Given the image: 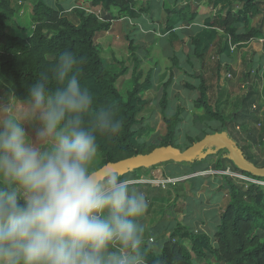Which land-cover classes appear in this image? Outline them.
Wrapping results in <instances>:
<instances>
[{"label":"trees","instance_id":"obj_1","mask_svg":"<svg viewBox=\"0 0 264 264\" xmlns=\"http://www.w3.org/2000/svg\"><path fill=\"white\" fill-rule=\"evenodd\" d=\"M47 1L22 0L31 6V26L26 29L20 27L16 21L21 5L13 6L11 0H0V90L7 91L17 98L24 97L27 89L45 74L49 76L48 86L54 89L58 85L51 79V74L56 59L62 52H71L77 59L75 72L80 83L93 93V108L110 110L120 123L117 135H98L100 168L155 150L167 148L178 150L174 144L178 135L177 126L181 121L180 112L170 114L166 108L167 91L174 75L170 74L164 83L159 101L162 121L166 128L165 135L157 145L146 147L141 142L144 131L139 116L148 105L141 94L152 90V76L147 74L142 82L138 75L135 76L131 89L122 97L116 83L118 78L124 75L125 68L121 67L117 73L109 70L96 44L98 35L110 31L111 22L118 19L112 16L113 14L136 18L143 11L147 12L148 8L143 9L142 5L136 8L139 0H83L76 3L72 9L78 18V24L75 25L67 19L66 10L57 2L58 0L53 1V5ZM168 1L171 6L167 8L162 5L163 8L160 10L164 35L171 43L176 39L182 41L184 36L180 27L200 19L198 6L195 4L199 0ZM202 1L206 3L213 16H205L202 27L188 39L189 53L195 61L202 64L206 55L214 49L220 59L228 58L235 50L247 47L252 41L264 40V17L260 26H253V21L264 15L262 0ZM95 8H100L109 18L101 22L99 17L91 12V9ZM262 50L264 52V42ZM220 62L221 60L218 62L217 70L220 69ZM190 66L193 67V62H190ZM258 71L264 74V68H259ZM196 79L199 81L197 86L185 85L187 91L198 93V98L192 101V105L202 112L200 120L215 123L218 128L205 133L201 138L189 137V145L185 150L178 151L191 149L207 136L222 135L234 144L237 155L251 163L253 158L247 157L246 151L233 140L230 130L236 126L235 122L238 120L259 123L257 115L264 113L262 103L256 107L257 100H252L248 110L235 112L230 120L226 119L218 107L209 103L207 80L202 75ZM254 105L255 108L251 111ZM218 142L222 145L220 142L224 143V139ZM209 152L204 151V157L189 163L191 171L186 174L187 176L201 173L209 156L218 157L216 168L223 171L222 158L227 157L229 152L222 148ZM234 170L242 177L264 182V176L240 172L235 168ZM136 171L120 178L130 180L137 174ZM222 180L224 184L218 186L217 192L227 198V202L212 220L214 231L211 235L207 232L195 233L190 226H185L184 224L191 219L189 216H185L181 223L177 222L175 215L168 212L169 208H173V203L170 201L172 196L167 190L166 192L160 190L157 198L150 200L145 216L149 218L148 220L156 219L155 222L149 223L151 235L154 237L157 228L163 229V232L153 238L156 240L155 247L144 241L142 250L146 264H194L193 258L206 260L208 255L213 264H264V186L238 178L230 179L227 176H223ZM194 181L202 182L201 176L179 183L176 193L180 195L178 192L185 190L187 186L190 193L198 192L199 184L194 185ZM130 186L144 192L142 184ZM169 201L172 204H169ZM166 203L170 206L167 204V207L161 209Z\"/></svg>","mask_w":264,"mask_h":264},{"label":"clouds","instance_id":"obj_2","mask_svg":"<svg viewBox=\"0 0 264 264\" xmlns=\"http://www.w3.org/2000/svg\"><path fill=\"white\" fill-rule=\"evenodd\" d=\"M76 64L62 52L57 87L45 74L24 97L0 100V264H146L149 199L114 169L96 174L98 135H117L120 123L93 108Z\"/></svg>","mask_w":264,"mask_h":264},{"label":"rangeland","instance_id":"obj_3","mask_svg":"<svg viewBox=\"0 0 264 264\" xmlns=\"http://www.w3.org/2000/svg\"><path fill=\"white\" fill-rule=\"evenodd\" d=\"M53 1L56 0H48L47 3L53 5ZM81 1L83 0L57 1L66 10L67 19L75 25L78 24V18L72 9L76 3ZM262 1L264 2V0ZM11 2L13 6L21 5L20 12L16 16L18 25L26 29L30 28L31 6L22 0H11ZM195 4L198 6L200 19L180 27L184 36L182 41L176 39L171 43L164 35L160 10L163 8L162 5L167 8L171 6L168 0H139L136 8L142 5L143 9L148 8V11H143L136 18L113 14L112 16H116L118 19L111 22V30L99 34L96 39L106 67L116 73L121 67L125 68L124 75L119 77L116 83L122 97L131 89L135 76L138 75L141 78L140 82L144 81L147 74L152 76V90L141 94L142 99L147 100L148 105L139 116L144 131L141 142L146 147L157 145L166 132L159 101L162 97L163 85L170 74H173L174 77L167 91L166 108L170 114L180 112L181 121L177 126L178 135L174 144L180 151L185 150L189 145V137L192 139L201 138L205 133H210L218 128L215 123L200 120L202 112L196 110L192 105V101L198 98V93L185 89L186 84L195 86L199 84L197 76L202 75L207 80L209 103L211 106L218 107L226 119L230 120L235 112L248 110L252 100H257L256 107L262 103V109H264V95L262 96L264 74L258 71L259 68H264L263 40L252 41L247 47L235 50L228 58L220 59L214 49L206 55L202 64L195 61L189 53L188 39L202 27V20L205 16H213L204 1L199 0ZM91 12L95 13L101 22H105L108 17L100 8L91 9ZM263 17L264 15L254 20L253 26L261 25ZM219 60H221L220 69L217 70ZM190 62H193V67L190 66ZM9 96L12 94L0 90V100L6 101ZM254 108L255 105L251 107V111ZM23 110L24 106L17 104V114ZM262 115H264L263 112L257 115L259 123L252 124L248 120H238L235 122L236 126L230 130L233 140L246 151L247 157L253 158L251 163L257 168H264V117ZM24 126L29 135L34 138L32 125L26 122ZM217 159L216 156L207 157L203 171L193 175H186L191 171L189 163L169 162L146 170H137V177L133 175L127 181L130 185L142 184L149 203L150 200L157 198L160 190H165V192L167 190L172 196L170 201L173 203V208H169L168 212L175 215L177 222L181 223L185 215L191 216L192 219L196 217L201 221L206 220L208 225L205 221L203 223L195 222L190 228L195 233L207 232L208 235H211L214 231L212 220L227 202V198L217 192L218 186L224 184L222 177L227 176L230 179L240 177L239 173L234 170V165L226 157L222 158L221 162L223 171L217 170ZM93 167L95 171L100 168L99 155H97ZM199 176H201L202 182L194 181L193 183L194 185L199 184L198 192L190 193V188L187 186L185 190L178 192L180 195L176 193L179 183L193 180ZM166 181L168 182L166 183ZM4 183L0 182V185L4 186ZM168 203L162 205L161 209L167 207ZM169 204L168 206H170ZM158 209L160 210V208ZM156 218L158 219L157 216ZM148 219L145 214L140 218L144 228V241L155 247L156 240L153 238H156L158 233L161 234L163 229L157 228L154 237H152L149 223L155 222L156 219ZM184 225L189 227L188 224ZM204 225L206 226L203 227ZM150 239H152V243H150ZM193 261L194 264H213L209 255L206 260L193 258Z\"/></svg>","mask_w":264,"mask_h":264},{"label":"water","instance_id":"obj_4","mask_svg":"<svg viewBox=\"0 0 264 264\" xmlns=\"http://www.w3.org/2000/svg\"><path fill=\"white\" fill-rule=\"evenodd\" d=\"M221 136H207L198 145L184 152H179L178 150L172 148L155 150L146 155L103 166L95 172L98 176H101L105 173V171L114 169L118 171L121 176H124L130 172L140 169H149L153 166L166 162L191 163L196 159L204 157V151L207 153L210 150L212 151L222 148L229 152L226 158L234 165L237 170L240 172H248L255 176H264V168H257L254 164L247 161V159H244L241 155H237L234 144L230 141H227L224 136H222L223 138ZM222 139H224V143L220 142L222 144L220 145L218 140Z\"/></svg>","mask_w":264,"mask_h":264},{"label":"crops","instance_id":"obj_5","mask_svg":"<svg viewBox=\"0 0 264 264\" xmlns=\"http://www.w3.org/2000/svg\"><path fill=\"white\" fill-rule=\"evenodd\" d=\"M260 26V25H259ZM258 27V26H257ZM261 40H263V39H261ZM263 42H264V40H263ZM185 216H189V215H185ZM191 217V216H190ZM203 221H205V223H207V225H208V222L206 221V220H203ZM203 221H201V220H198V218H194V219H192V217H191V219H190V221L189 222H187V223H185V224H188L190 227H192V225H194L193 223H195V222H200V223H203ZM206 225H204L203 227H205Z\"/></svg>","mask_w":264,"mask_h":264},{"label":"built area","instance_id":"obj_6","mask_svg":"<svg viewBox=\"0 0 264 264\" xmlns=\"http://www.w3.org/2000/svg\"><path fill=\"white\" fill-rule=\"evenodd\" d=\"M238 179H241V180H244V181H247V182L256 183V184H259V185L264 186V182H257V181H254V180H252V179H249V178H246V177H242L241 175H240V177H238ZM167 182H168V181H166V183H167ZM150 243H152V239H150Z\"/></svg>","mask_w":264,"mask_h":264}]
</instances>
